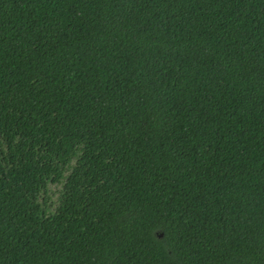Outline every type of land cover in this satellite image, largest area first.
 <instances>
[{
    "label": "trees",
    "instance_id": "trees-1",
    "mask_svg": "<svg viewBox=\"0 0 264 264\" xmlns=\"http://www.w3.org/2000/svg\"><path fill=\"white\" fill-rule=\"evenodd\" d=\"M0 264H264V0H0Z\"/></svg>",
    "mask_w": 264,
    "mask_h": 264
}]
</instances>
